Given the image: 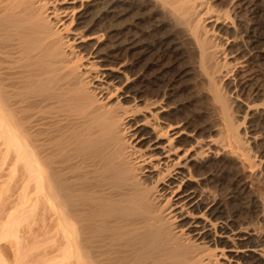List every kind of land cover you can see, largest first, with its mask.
Listing matches in <instances>:
<instances>
[{"label": "bare ground", "instance_id": "obj_1", "mask_svg": "<svg viewBox=\"0 0 264 264\" xmlns=\"http://www.w3.org/2000/svg\"><path fill=\"white\" fill-rule=\"evenodd\" d=\"M260 2L0 0V264H264Z\"/></svg>", "mask_w": 264, "mask_h": 264}, {"label": "rangeland", "instance_id": "obj_2", "mask_svg": "<svg viewBox=\"0 0 264 264\" xmlns=\"http://www.w3.org/2000/svg\"><path fill=\"white\" fill-rule=\"evenodd\" d=\"M261 1H264V0H261ZM261 3H262V6H263L264 3H263V2H260V4H261ZM250 6H251V7H254L253 5H250V4H249V7H250ZM251 7H250V8H251ZM263 8H264V6H263ZM240 11H241V10H239L238 12H240ZM240 13H241V12H240ZM263 17H264V14H263ZM248 19L251 20V17H249ZM248 21H249V20H248ZM260 82H261V81H259L258 83H256L257 86H259ZM0 174H1V173H0ZM4 174L7 175L8 172H3L2 175H4ZM1 182H2V181H1ZM261 190H263V189H261ZM260 193H262V195H263V194H264V190H263V191H260ZM38 223H39L38 226L40 227V225H41L43 222H42V223H41V222H38ZM42 225H43V224H42ZM41 227H42V226H41ZM35 228H37V226H36ZM37 229H38V228H37Z\"/></svg>", "mask_w": 264, "mask_h": 264}]
</instances>
